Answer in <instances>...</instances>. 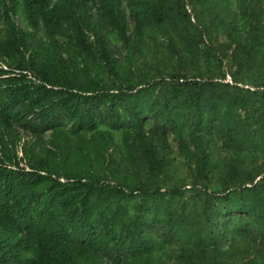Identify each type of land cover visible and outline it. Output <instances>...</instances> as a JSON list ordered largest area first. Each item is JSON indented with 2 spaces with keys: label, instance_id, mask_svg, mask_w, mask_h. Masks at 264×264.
<instances>
[{
  "label": "trees",
  "instance_id": "trees-1",
  "mask_svg": "<svg viewBox=\"0 0 264 264\" xmlns=\"http://www.w3.org/2000/svg\"><path fill=\"white\" fill-rule=\"evenodd\" d=\"M0 264H264V0H0Z\"/></svg>",
  "mask_w": 264,
  "mask_h": 264
},
{
  "label": "built area",
  "instance_id": "built-area-1",
  "mask_svg": "<svg viewBox=\"0 0 264 264\" xmlns=\"http://www.w3.org/2000/svg\"><path fill=\"white\" fill-rule=\"evenodd\" d=\"M225 82H228L229 84H232L230 76H226ZM249 89L253 90V88H249Z\"/></svg>",
  "mask_w": 264,
  "mask_h": 264
},
{
  "label": "rangeland",
  "instance_id": "rangeland-1",
  "mask_svg": "<svg viewBox=\"0 0 264 264\" xmlns=\"http://www.w3.org/2000/svg\"><path fill=\"white\" fill-rule=\"evenodd\" d=\"M226 80V79H225ZM245 88H252V87H249V86H245Z\"/></svg>",
  "mask_w": 264,
  "mask_h": 264
}]
</instances>
